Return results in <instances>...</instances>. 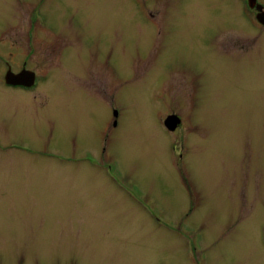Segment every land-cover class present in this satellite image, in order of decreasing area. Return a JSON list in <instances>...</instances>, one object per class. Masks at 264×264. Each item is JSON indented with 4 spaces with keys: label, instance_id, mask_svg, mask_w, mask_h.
I'll list each match as a JSON object with an SVG mask.
<instances>
[{
    "label": "rangeland",
    "instance_id": "obj_1",
    "mask_svg": "<svg viewBox=\"0 0 264 264\" xmlns=\"http://www.w3.org/2000/svg\"><path fill=\"white\" fill-rule=\"evenodd\" d=\"M70 2L86 30L66 43L100 81L52 71L37 98L0 82V264H264L255 16L242 0Z\"/></svg>",
    "mask_w": 264,
    "mask_h": 264
},
{
    "label": "flooded vegetation",
    "instance_id": "obj_2",
    "mask_svg": "<svg viewBox=\"0 0 264 264\" xmlns=\"http://www.w3.org/2000/svg\"><path fill=\"white\" fill-rule=\"evenodd\" d=\"M65 1L69 4V0H0V82L7 89L20 90L25 92L22 95L30 94L34 98L43 97L46 94L44 85L49 76L52 71L59 70L63 75L72 74V80L79 78L88 84L100 81L97 66L91 62L84 74L78 61V52L66 43L67 32L79 33L81 25L86 29L85 22L81 21L74 10L62 12ZM75 2L77 0H71L70 6ZM242 2V8L247 9L246 12L252 19L255 16L256 23L264 29V25L257 20V8H251L248 0ZM256 3L264 7L261 0H256ZM155 17L152 16L154 24L158 23ZM91 67L95 69V78L87 79ZM14 76L19 78L13 83L8 82ZM40 86H43L42 92L37 93ZM93 86L96 85L92 84L90 87ZM98 88L101 91L100 84ZM99 93L92 92L93 95ZM112 108L113 119L110 123L115 129L119 125V113ZM116 112L118 116L115 115ZM173 115L178 116L181 123L171 131L165 126V121ZM166 119L163 121L164 128L170 133L183 127V119L179 113H170Z\"/></svg>",
    "mask_w": 264,
    "mask_h": 264
},
{
    "label": "water",
    "instance_id": "obj_3",
    "mask_svg": "<svg viewBox=\"0 0 264 264\" xmlns=\"http://www.w3.org/2000/svg\"><path fill=\"white\" fill-rule=\"evenodd\" d=\"M249 1V6L251 8H257V10L259 11L257 14V20L264 25V7L257 5L256 0H248ZM17 78H19L18 76H14V78L12 79H8V82L13 83V81H15ZM116 116H118V113H115ZM181 123L180 118L178 116H169L166 121H165V126L171 130L174 131L178 125Z\"/></svg>",
    "mask_w": 264,
    "mask_h": 264
}]
</instances>
